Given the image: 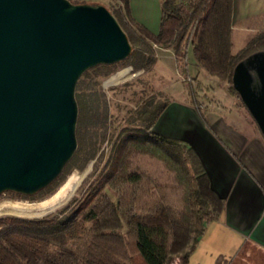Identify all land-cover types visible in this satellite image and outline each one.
I'll return each mask as SVG.
<instances>
[{"label": "trees", "instance_id": "obj_1", "mask_svg": "<svg viewBox=\"0 0 264 264\" xmlns=\"http://www.w3.org/2000/svg\"><path fill=\"white\" fill-rule=\"evenodd\" d=\"M108 10L132 45L126 59L138 56L131 63L134 70L144 68L145 54L153 51L154 45L170 49L178 61L186 58L190 46L197 70L227 81L237 96L231 86L234 66L250 53L264 49L263 29L243 48L231 51L232 0H161L157 34L131 26L118 9L116 14ZM134 42L144 47H134ZM115 66L102 64L90 69L108 76ZM184 72L191 75L186 67ZM190 77L195 79L196 73ZM167 105H143L136 121L148 135H125L107 166L81 197L74 196L56 212L41 217H0V264H187L206 223L218 217L223 198L212 187L192 146L151 131ZM131 148L161 161L173 184L157 182L137 164L132 166ZM95 152L92 149L85 160L93 158ZM61 177L32 196L18 195L42 198L54 190ZM143 182L152 183L160 193L140 210L136 201ZM106 186L121 189L123 194L113 200ZM163 187L179 190L180 195L172 199Z\"/></svg>", "mask_w": 264, "mask_h": 264}, {"label": "water", "instance_id": "obj_2", "mask_svg": "<svg viewBox=\"0 0 264 264\" xmlns=\"http://www.w3.org/2000/svg\"><path fill=\"white\" fill-rule=\"evenodd\" d=\"M131 52L100 3L0 0V194L32 196L60 176L77 147L78 79ZM231 86L264 138V49L236 63Z\"/></svg>", "mask_w": 264, "mask_h": 264}, {"label": "rangeland", "instance_id": "obj_3", "mask_svg": "<svg viewBox=\"0 0 264 264\" xmlns=\"http://www.w3.org/2000/svg\"><path fill=\"white\" fill-rule=\"evenodd\" d=\"M107 9L116 14L114 8L109 6ZM263 29L254 31L251 37H239L232 34L231 24V51L234 53L243 48L253 36ZM133 46L144 47L136 45L135 42ZM137 58L136 55L116 63L114 72L108 76L97 74L96 69H90L81 75L75 88V97L76 100L78 99L77 147L68 166L61 173L60 181L51 193L43 194L42 198H24L14 192L0 194V217H41L56 212L72 197H81L82 192L94 184L100 171L102 172L107 166L109 158L113 156L117 145L125 135L136 136L140 133L143 136L148 135V131L140 127L138 124L141 123L136 119L139 110L149 102L155 105L173 101L182 102L193 109L208 130H211L212 121L217 122L221 119L224 123L233 125L244 133L254 128L264 142L255 121L239 97L230 89V84L208 76L203 70H197L190 46L187 48L186 58L180 61L177 60L173 51L159 48L156 45L153 46V51L145 54L143 69H133L131 63L136 62ZM185 67L187 73L191 75L196 73L195 79L184 72ZM120 72H123V75L112 81L111 78ZM130 144L128 143V146ZM92 149L96 151L94 157L85 160L84 157ZM130 150L132 152H130L129 159H131L132 166L137 164L157 182L173 184L168 180L166 169L161 161L138 153L139 151H135L134 148ZM69 181L76 182L73 190L44 211L35 209L24 216L13 212L12 207L16 205H31L45 200ZM142 186L144 187H141L137 193L139 197L136 201L140 210L158 198L160 193L158 188H152V183L143 182ZM105 190L113 200L118 195L121 196V193L123 194L121 189L110 186H106ZM162 191L168 193L172 199L180 195L179 190H168L166 187H163ZM126 240L132 251L128 235H126ZM172 264H177V261Z\"/></svg>", "mask_w": 264, "mask_h": 264}, {"label": "crops", "instance_id": "obj_4", "mask_svg": "<svg viewBox=\"0 0 264 264\" xmlns=\"http://www.w3.org/2000/svg\"><path fill=\"white\" fill-rule=\"evenodd\" d=\"M118 9L131 26L157 34L161 0H76ZM232 34L251 37L264 28V0H232ZM165 119V120H164ZM211 130L182 102L168 103L151 131L192 146L212 187L223 198L206 223L187 264H264V142L221 119Z\"/></svg>", "mask_w": 264, "mask_h": 264}, {"label": "bare ground", "instance_id": "obj_5", "mask_svg": "<svg viewBox=\"0 0 264 264\" xmlns=\"http://www.w3.org/2000/svg\"><path fill=\"white\" fill-rule=\"evenodd\" d=\"M123 75V72H120L116 74L114 77L111 78L112 81L117 80L120 76ZM76 182L69 181L65 185H63L58 191L51 196H48L45 200L31 204V205H16L13 208V212L18 215H26L27 212H30L31 210H40L44 211L46 208L52 206L56 202L60 201L63 196H65L69 191H72L75 187ZM78 186V185H77ZM56 206V205H55ZM56 208V207H55ZM49 211V210H46ZM51 211V210H50Z\"/></svg>", "mask_w": 264, "mask_h": 264}]
</instances>
